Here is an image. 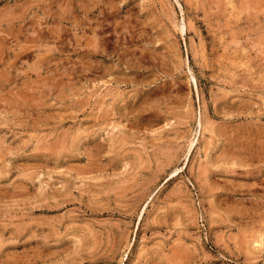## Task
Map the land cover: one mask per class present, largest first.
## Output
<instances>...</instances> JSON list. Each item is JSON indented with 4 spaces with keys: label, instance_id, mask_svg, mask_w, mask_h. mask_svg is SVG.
<instances>
[{
    "label": "rangeland",
    "instance_id": "rangeland-1",
    "mask_svg": "<svg viewBox=\"0 0 264 264\" xmlns=\"http://www.w3.org/2000/svg\"><path fill=\"white\" fill-rule=\"evenodd\" d=\"M0 264H264V0H0Z\"/></svg>",
    "mask_w": 264,
    "mask_h": 264
},
{
    "label": "bare ground",
    "instance_id": "bare-ground-1",
    "mask_svg": "<svg viewBox=\"0 0 264 264\" xmlns=\"http://www.w3.org/2000/svg\"><path fill=\"white\" fill-rule=\"evenodd\" d=\"M260 237H263V236H260ZM263 239V238H262ZM257 244H259V243H257ZM260 246V245H259Z\"/></svg>",
    "mask_w": 264,
    "mask_h": 264
}]
</instances>
